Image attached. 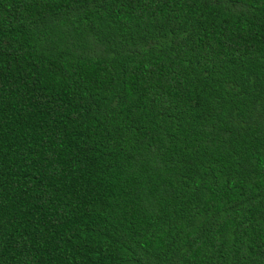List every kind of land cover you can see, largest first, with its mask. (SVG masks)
Here are the masks:
<instances>
[{"label": "trees", "instance_id": "16d2710c", "mask_svg": "<svg viewBox=\"0 0 264 264\" xmlns=\"http://www.w3.org/2000/svg\"><path fill=\"white\" fill-rule=\"evenodd\" d=\"M0 264H264V0H0Z\"/></svg>", "mask_w": 264, "mask_h": 264}]
</instances>
